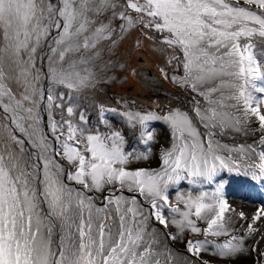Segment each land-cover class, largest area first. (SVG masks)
I'll list each match as a JSON object with an SVG mask.
<instances>
[{"label":"snow or ice","instance_id":"obj_1","mask_svg":"<svg viewBox=\"0 0 264 264\" xmlns=\"http://www.w3.org/2000/svg\"><path fill=\"white\" fill-rule=\"evenodd\" d=\"M133 32L140 61L146 62L145 53L160 58V77L200 99L190 96L188 107L177 101L166 111L100 104L97 124L89 127L84 111L74 123L77 106L57 103L64 93L54 96V89L69 90L71 101V92L94 88L116 69L134 77L137 69L118 60L104 61L100 72L83 67L103 60L101 42H109L105 53L115 52ZM257 35L264 39V0H0V113L9 129L0 148V264H174L173 251L161 247L160 229L171 241L185 242L186 232L228 237L223 243L187 240L197 264H210L202 258L209 252L226 260L251 254L264 241V208L250 215L234 208L223 182L211 193L181 188L184 182L212 185L223 170L246 169L245 177L264 183V135L256 147L233 148L217 139L247 135L253 119L264 133V85L256 84L264 72L251 43ZM42 41L51 44L45 43L37 70ZM72 54L76 59L66 63ZM129 75L113 82H129ZM45 101L49 116L53 108L69 116L51 119L50 132L41 114ZM157 125L170 139L158 150L160 167H130L154 155ZM125 127L138 143L129 147ZM29 144L35 151L22 169L16 152L25 153ZM250 159L258 163L248 164ZM93 192L104 194L103 207ZM169 224L176 233L167 231ZM237 230L244 234L233 235ZM258 255L257 264H264V253Z\"/></svg>","mask_w":264,"mask_h":264},{"label":"rangeland","instance_id":"obj_2","mask_svg":"<svg viewBox=\"0 0 264 264\" xmlns=\"http://www.w3.org/2000/svg\"><path fill=\"white\" fill-rule=\"evenodd\" d=\"M48 0H43V3L46 5ZM55 3V0H53ZM240 4L244 5V0H240ZM254 10V9H253ZM49 21L47 19L43 20V23H48ZM138 33L133 32L131 35L127 36L126 39L119 42L118 47L116 48L115 52L111 53H105L104 48L107 46L109 42L104 41L103 44H100V50L102 53V56L104 59L100 62H98L95 66L91 68V71L93 72H100L101 69H103V62L111 59L113 61H121L124 64L127 65L128 68H136L137 74L133 77L130 76L127 72H122L119 69H116L113 71L109 76L103 78V83L97 84L94 88H90L87 90H83L80 92H71V101L69 100V90L65 88H56L53 91V95L56 96L60 92L64 93V99L57 100V103H61L64 105L65 108L69 106L71 103L72 105L77 106V112L76 115L71 117L74 123H76L80 111H84L85 115L88 118V126L91 127L92 125L97 124V106L100 104H103L110 108H115L120 106L122 103L131 105L133 108H160L164 111L167 110V108L170 105H176L177 101L181 102L180 106L188 107L191 103L190 96H194L196 100H199V96H195V94H190L185 92L184 90L177 88L174 84H172L170 81H166L160 77L158 68L163 66L162 60L160 58H153L148 53H145V61L141 62L139 57L141 53L134 54V42L136 40ZM45 43L51 44V41L41 42V48L38 49L36 54V69L40 70L42 67V61L40 59L41 56L45 55L47 53V47H45ZM253 48H254V55L256 56L257 60L260 62L261 66V72H264V39H261L258 35L255 36L251 41ZM132 58H134V63H132ZM76 59V55L72 54L67 57L66 63L69 60ZM149 59V60H148ZM85 68H89L86 66ZM171 72V70H169ZM149 73L151 75H149ZM125 75H129V82H123L122 80H116V82H113L118 77H122ZM130 80H135V83L140 84L141 91L138 93H135L133 91L134 89L130 88L128 84L130 83ZM46 83V82H45ZM257 86L264 85V79H258L256 80ZM49 87H51V84H48ZM138 87V86H137ZM13 91L18 92L15 83H12ZM249 90L251 91V86H249ZM137 92V91H136ZM254 96H258L259 94L256 92H252ZM46 101L44 104L41 105L44 106V112H41V114L44 117V121L48 127V125L51 122V119H55L57 121H60L63 119H69V116L66 112H62L60 108H53L51 110V114L49 116V113L46 109ZM80 106H86V107H80ZM8 121L3 116L2 113H0V148H3L5 145L6 138L8 136L9 129L7 127ZM50 128V127H48ZM103 131V129H101ZM157 140L158 144L156 147L153 148L154 155L150 157L147 161H138L133 162L130 167L132 168H145V169H158L161 164V158L158 154V150L160 149V145L162 140L166 142L168 141V144L170 143V139L168 136V130L163 125H157ZM124 133L128 140L129 147L134 143L137 142V138L135 136V133L129 129L124 128ZM264 135L262 133L258 126L256 121L253 119L248 130V134H237V133H230L226 136H218L217 139H219L222 143L229 145L230 147H238L239 145H252L253 147H256L258 144V141L260 137ZM167 144V146H168ZM9 148H14L15 146L12 145L10 142H8ZM139 150V148H138ZM259 149L257 148V151ZM16 156L19 158L20 166L22 169L25 168V166L28 165V158L25 153L16 152ZM252 163H258L255 159L248 160V164ZM66 164V162H65ZM67 166V164H66ZM69 171H73L70 166H67ZM244 171L246 169H242L240 172H229L227 170L221 171L216 181L212 185L203 184L202 186H192L187 184V182L183 183V186L181 188V191H193L196 190L195 188H199L198 190L207 191L211 193L214 191L216 182H223L224 184V194L225 198L228 200L229 204L232 205L234 208L238 210H243L246 214H254L258 209L264 208V183L260 181H252L250 178L245 177L243 175ZM73 183L71 181L68 182ZM32 187H35L36 185L33 183L31 185ZM79 187L78 185H76ZM89 195L93 196L96 204L98 207H103L104 203V194L93 192L89 193ZM125 195H128L127 192H125ZM176 193L173 190H170L169 193V200L173 203V206H176ZM181 209L183 210V205H180ZM253 210V211H251ZM43 215V212H42ZM109 217H112L110 219L109 223L112 225L113 229L116 228V223L114 219V214L110 210L108 212ZM165 215L169 218H173V214L166 210ZM178 218V217H177ZM235 219V217H234ZM198 226L201 228L206 227V225L200 221L198 222ZM152 227L160 229V226L158 224H153ZM42 233L47 237V226L45 221V226L41 229ZM170 233H176L177 229L174 225L169 224V227L167 229ZM54 234V232H53ZM233 235H243L244 233L237 230L232 233ZM159 239L161 241V247L167 246L170 250L173 251L175 255V261L174 264H197V262L194 260L193 257L186 251V241L189 239H208L210 241H215L217 243H223L228 237L226 236H220V237H214L211 235H208L205 237L203 234H192L190 232H186L184 236L182 237V240L185 242H182L181 240L171 241V240H165L163 235V230L160 229L159 233ZM258 239V238H257ZM249 244H251V240L248 241ZM51 244L53 250H55V246L57 244V240L54 238V236L51 237ZM259 253H264V241H262L258 246L253 245L251 254L248 252H245L244 254L238 255L232 259H223L216 256H213L210 252L202 254V258L204 260H207L210 262V264H257V260L259 258Z\"/></svg>","mask_w":264,"mask_h":264},{"label":"bare ground","instance_id":"obj_3","mask_svg":"<svg viewBox=\"0 0 264 264\" xmlns=\"http://www.w3.org/2000/svg\"><path fill=\"white\" fill-rule=\"evenodd\" d=\"M134 54H137V53H140L137 49H135L134 50V52H133ZM134 58H132V63H134ZM149 60V59H148ZM135 80H130V83L128 84V86L130 87V88H132V89H134L133 91H135V93H138L139 91H141V88H140V84L139 83H135L134 82ZM138 86V87H137ZM137 91V92H136ZM43 116V115H42ZM44 127H45V131H49L50 132V128H48L47 127V125H46V123H45V121H44V125H43ZM22 136H23V134H22ZM167 144H168V141L166 140V142L164 141V140H162V142H161V145L159 146V147H161V146H167ZM71 184H73V183H70V185ZM74 186H76V185H74ZM77 187V186H76ZM196 190H193L192 191V193L193 194H198V192L199 191H202V190H198L199 188H195ZM191 191V190H190ZM183 192H185V191H183ZM176 196V195H175ZM251 211H253V210H251ZM248 243V242H247Z\"/></svg>","mask_w":264,"mask_h":264},{"label":"water","instance_id":"obj_4","mask_svg":"<svg viewBox=\"0 0 264 264\" xmlns=\"http://www.w3.org/2000/svg\"><path fill=\"white\" fill-rule=\"evenodd\" d=\"M47 83V82H46ZM21 136H22V134H20ZM23 137V136H22ZM34 149H31V147H30V144H29V146H28V151H26L25 152V154H26V156H27V158H28V165H30L31 164V159H30V156H29V153L31 152V153H34ZM67 167V166H66ZM67 169H68V167H67ZM53 232H54V234L52 235V236H54V238L57 240V242H58V229H53ZM57 245V244H56ZM55 248H56V246H55Z\"/></svg>","mask_w":264,"mask_h":264},{"label":"flooded vegetation","instance_id":"obj_5","mask_svg":"<svg viewBox=\"0 0 264 264\" xmlns=\"http://www.w3.org/2000/svg\"><path fill=\"white\" fill-rule=\"evenodd\" d=\"M104 42V41H103ZM103 42H101V44H103ZM103 59H104V57H103ZM86 66H88L89 67V69L91 70V68L93 67L92 65H84L83 67H86ZM44 104V103H43ZM42 112H43V114L45 115V110H44V106H42Z\"/></svg>","mask_w":264,"mask_h":264}]
</instances>
